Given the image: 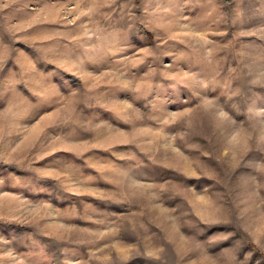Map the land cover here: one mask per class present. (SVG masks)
Returning a JSON list of instances; mask_svg holds the SVG:
<instances>
[{"label": "rangeland", "instance_id": "obj_1", "mask_svg": "<svg viewBox=\"0 0 264 264\" xmlns=\"http://www.w3.org/2000/svg\"><path fill=\"white\" fill-rule=\"evenodd\" d=\"M0 264H264V0H0Z\"/></svg>", "mask_w": 264, "mask_h": 264}]
</instances>
